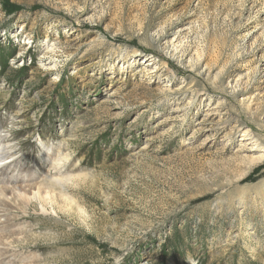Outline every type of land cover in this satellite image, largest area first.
Masks as SVG:
<instances>
[{"label": "rangeland", "instance_id": "obj_1", "mask_svg": "<svg viewBox=\"0 0 264 264\" xmlns=\"http://www.w3.org/2000/svg\"><path fill=\"white\" fill-rule=\"evenodd\" d=\"M3 151L4 264H264V0H0Z\"/></svg>", "mask_w": 264, "mask_h": 264}, {"label": "bare ground", "instance_id": "obj_2", "mask_svg": "<svg viewBox=\"0 0 264 264\" xmlns=\"http://www.w3.org/2000/svg\"><path fill=\"white\" fill-rule=\"evenodd\" d=\"M148 64L153 66L151 62ZM10 155H11L10 151H3L2 153H0V164L8 161L10 159ZM67 158H68L67 155L65 153H62L61 157H57L56 160H58L59 162ZM260 159H263V156L260 157ZM9 169H11V165H8V164L0 165V172H5L6 170H9ZM9 178L10 177H8V179ZM44 185L42 186V185H37L33 183H28L27 185H24L23 183H20L18 187L16 186V187L9 188L8 184H5V186L0 187V206H1L0 207V221H1V218H5V221L0 223V247H2L1 246L2 243H5V239L10 240L14 236V233L16 231L15 228L17 227L14 221H17L18 219L19 220H22V219L32 220L31 217L27 218L25 216H22V219L20 218L13 219L10 217L11 210L9 209V206L12 205V202L14 200L15 201L17 200L19 202V204H17L18 206L16 207V209L19 208V210L21 211L24 208L32 206L35 202H38L42 206L43 210L46 212L48 211L47 210L48 205H53L55 203H58V200H57L58 198L54 197L55 196L54 190L47 191L48 189L47 187H44ZM52 188H55V185ZM9 197H13V199L11 200L12 202L9 201ZM61 197L63 198L62 200H64L63 203L65 204V208L71 209L74 203L73 200H69V198L67 199L66 197L62 195ZM7 232H10V234L12 235H8V234L5 235V233ZM15 243H19V242L15 241ZM11 258H12L11 255L8 256L7 253L0 252V264H4L5 263L4 261L6 259L11 260Z\"/></svg>", "mask_w": 264, "mask_h": 264}]
</instances>
